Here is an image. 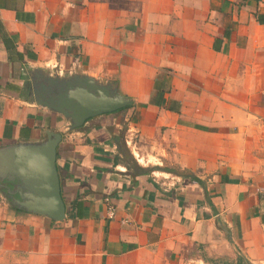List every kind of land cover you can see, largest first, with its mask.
Listing matches in <instances>:
<instances>
[{
  "label": "crops",
  "instance_id": "crops-1",
  "mask_svg": "<svg viewBox=\"0 0 264 264\" xmlns=\"http://www.w3.org/2000/svg\"><path fill=\"white\" fill-rule=\"evenodd\" d=\"M39 68L134 103L68 129L29 92ZM124 129L150 173L115 163ZM48 131L67 216L0 191V264H264V0H0V147Z\"/></svg>",
  "mask_w": 264,
  "mask_h": 264
},
{
  "label": "water",
  "instance_id": "water-1",
  "mask_svg": "<svg viewBox=\"0 0 264 264\" xmlns=\"http://www.w3.org/2000/svg\"><path fill=\"white\" fill-rule=\"evenodd\" d=\"M36 102L62 114L68 129H76L100 114L115 112L134 103L112 81L79 70L68 74L48 68L31 74ZM60 132L48 131L40 141L0 147V191L13 207L63 221L67 206L57 167Z\"/></svg>",
  "mask_w": 264,
  "mask_h": 264
},
{
  "label": "trees",
  "instance_id": "trees-1",
  "mask_svg": "<svg viewBox=\"0 0 264 264\" xmlns=\"http://www.w3.org/2000/svg\"><path fill=\"white\" fill-rule=\"evenodd\" d=\"M127 107H131V106H127ZM115 139L117 140V143H118L119 153H121V155L118 154L116 156L115 163H119V162L123 163L127 167V170L131 171L132 174L135 176L138 174H142V173H150L151 169H146L145 167L139 164L132 150L128 146L126 137L124 134L119 133L118 135L115 136ZM178 173H180V175L184 177L190 178L191 180L199 183L201 186L204 187L205 192H206L205 182L201 178L196 176L192 171L183 169L182 172H178ZM15 208L18 209L17 207ZM243 261L244 260L241 258V256H238V263H243Z\"/></svg>",
  "mask_w": 264,
  "mask_h": 264
},
{
  "label": "built area",
  "instance_id": "built-area-1",
  "mask_svg": "<svg viewBox=\"0 0 264 264\" xmlns=\"http://www.w3.org/2000/svg\"><path fill=\"white\" fill-rule=\"evenodd\" d=\"M107 202H109L108 205V217L110 219H113L116 215V207L113 203L110 202L109 198H107Z\"/></svg>",
  "mask_w": 264,
  "mask_h": 264
},
{
  "label": "rangeland",
  "instance_id": "rangeland-1",
  "mask_svg": "<svg viewBox=\"0 0 264 264\" xmlns=\"http://www.w3.org/2000/svg\"><path fill=\"white\" fill-rule=\"evenodd\" d=\"M125 122V121H124ZM125 128V127H124ZM125 135V129H124V132L122 133ZM129 146V145H128ZM130 147V146H129ZM131 149V148H130ZM132 150V149H131ZM135 156V155H134ZM175 163H173V166H171L170 168L175 170V172H182V170L180 169L179 166H177L176 164L174 165Z\"/></svg>",
  "mask_w": 264,
  "mask_h": 264
},
{
  "label": "flooded vegetation",
  "instance_id": "flooded-vegetation-1",
  "mask_svg": "<svg viewBox=\"0 0 264 264\" xmlns=\"http://www.w3.org/2000/svg\"><path fill=\"white\" fill-rule=\"evenodd\" d=\"M28 89H30L29 92H32L33 91V84H30Z\"/></svg>",
  "mask_w": 264,
  "mask_h": 264
}]
</instances>
